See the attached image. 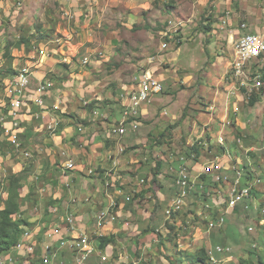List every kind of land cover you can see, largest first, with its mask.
<instances>
[{
    "label": "rangeland",
    "instance_id": "374dc122",
    "mask_svg": "<svg viewBox=\"0 0 264 264\" xmlns=\"http://www.w3.org/2000/svg\"><path fill=\"white\" fill-rule=\"evenodd\" d=\"M17 1L0 0V116L4 113V104L5 107L8 106L4 95V81L11 80L17 70L23 65L29 64L25 63L29 54L33 55L36 61L38 60L39 56L36 54L35 48L41 47L49 35H52L53 42L60 39L62 45L65 42V34L54 32L56 33L54 35L48 31L47 27L53 24L50 28L56 29L60 23L68 22L63 18L62 11L59 10L55 0H19L23 4L20 10L17 8ZM111 1L91 2V8L84 11L82 18L89 21L92 32L99 38L101 44L112 47L101 56V59L105 60V66L100 71L103 87L99 89V93L103 95L112 93L113 99L108 97L110 94L101 100L94 99L87 107L92 104L91 108L97 114L91 112L83 120L73 117L74 125L85 127L89 124L101 123L102 126V123L105 122L102 127L107 132V129L120 117L117 116L115 121L112 117V114L121 109L120 99L117 101L114 98L119 94L117 83L121 81L122 85L132 89L137 86L141 75L150 70L163 84V91L151 97L150 101L145 103V106L143 105L148 110V115L140 119L141 126L136 134L125 135L120 143L124 146L125 152L119 157H123L122 162L123 164L125 162V165L122 164V170L119 173L134 180L136 177H143L146 180L155 176L154 181L152 178L148 183L161 187L160 189L156 188L158 197L153 192L150 199H145V196H142L140 201L134 202L141 210L138 215L140 220L137 222L142 230L150 226L143 230L145 232L150 230L151 226L159 228L156 235L160 234L162 238L168 235L166 222H169V225H174L175 232L172 237L174 243L177 244L176 249L180 253H192L200 248L209 251L216 245L227 246L230 249V254L216 255L217 262L209 264H240L241 261L248 259L249 251L260 252L261 238L264 237V223L263 225L260 223V220L264 219V214L257 211L259 206L264 204V141L261 136L264 132V107L259 103L251 107L247 102L235 101L230 96L228 98L234 84V80L229 74L230 64L234 59V46L233 48L225 47L222 44L224 39L222 40L221 36L225 31L234 28L235 25L239 26L243 22L246 24L244 30H248V25L252 22L243 14L238 13L234 20L232 19V27L229 26L228 16L222 12L223 6L220 5L218 13L215 12L214 6L219 3V0L217 2L211 0L206 5L197 3L196 0H142V4L149 2V8L137 7V11H134V14L138 13L136 17H129L130 9L124 5H111ZM178 7H180V11H176ZM54 10L58 12H53ZM86 15H88L87 18ZM176 18L188 21L186 27L176 37L180 43L171 42L167 50H161L160 32L165 29L168 20ZM72 21L73 19L68 25L72 26ZM209 23L216 25L214 30L217 33L214 36H210L211 31L208 32L209 30L206 29ZM259 23H263V21ZM36 24L39 25L38 29L35 28ZM40 34L43 37L38 39ZM23 38L29 39V42L23 43ZM75 38L74 36L73 39ZM55 45L57 43H54ZM261 64H263L262 70L264 71V59ZM113 73L116 78L112 77ZM214 94H219L215 100H213ZM89 97L94 98L91 95ZM212 105L218 108H213L210 111L209 108ZM226 106H228L232 119H230V126L224 128L225 146L221 147L216 144L217 134L209 136L210 143L207 139H198L197 137L203 134V130L209 127L204 126L205 121L209 120V115H211L209 113H212L215 119L216 115H223ZM56 112L62 123L61 126H65L68 115H63L61 110ZM110 113L111 115L108 117L107 115ZM234 113L235 115H233ZM218 125H222L221 118L212 122V126ZM0 129L2 130L0 131V182L5 183L11 174L23 173L22 186L28 192L32 191L33 193V197L25 205L23 216L28 219L31 226H36L37 220H40V223L45 227L44 223L50 222L48 207L45 210L40 207V211H35L34 207H31V204H36L35 199L38 202L44 197L45 191L41 192V190L50 186V183L48 186L46 185L47 179L41 174L43 172L35 169V164L39 162L37 159L39 153L36 148L35 151L28 149L34 154L31 159H25L23 155L13 153L8 146L7 130L3 126ZM208 129L212 130L211 125ZM171 136L170 141L169 137ZM238 138L242 141V148L235 145L234 140ZM140 139H144L145 143L136 144L135 140ZM97 141L99 140L95 142ZM174 141L176 142L174 143ZM188 141H190L189 145H187ZM155 142L160 143L157 145ZM196 143H199L200 146L199 154L198 156L194 154V158H192L193 153L190 149ZM173 151L178 157L183 155L190 166L194 164V167L199 163H207L215 156L226 160L227 154H230L239 164L244 163L245 166H248L247 160H249L252 167L258 168L259 166L262 184L253 191L254 202L251 209L244 211L242 207L237 208L226 216L223 228L208 231L207 221L214 217L212 216L214 211L211 213L203 210V203L199 200L194 203L189 201L182 211L170 219L164 216L167 221L164 223L162 221L161 227L158 226L159 219L154 221L156 222L155 226L151 225L146 217V212H148L146 205L155 208L164 218L161 211L165 212L164 209L171 202L169 190L161 183L164 184L165 181H168L167 185L172 190L174 189L172 174H166L168 165H165L170 158H173H169V154ZM251 153L254 157H251ZM138 154L142 156H137ZM130 156H132L133 163L128 159ZM145 157L146 160H144ZM247 157L250 158L247 159ZM157 162L162 163L164 167V170H160L163 175L154 173ZM139 164L137 172L134 171ZM153 165L154 167H152ZM172 167L177 169L178 164L173 162ZM42 170L44 171V169ZM191 171L195 172L196 170L191 168ZM229 172L231 171L224 170L226 174ZM86 179L93 182L96 180L95 178ZM55 182L58 183L56 180ZM210 183L208 182V184ZM163 186L165 192L162 191ZM211 186L213 185L206 184L209 190L221 189L223 193L228 190L226 186H220L221 188ZM212 195H214V190ZM4 197L5 194L0 190V204ZM45 199L46 197L42 200ZM211 202L213 203V201ZM130 204L133 205V203ZM46 227L43 229L44 231ZM248 228H251L250 233ZM129 234L133 235L135 232H129ZM39 240H43V238ZM157 240L156 244L163 250L158 253V256L154 255L152 261L154 264H167L165 257L172 259L174 256L172 254L173 245L168 243L166 246L162 245L159 237ZM252 245H256V248ZM134 262L147 263L145 260L141 262L137 258ZM130 264L133 262L131 261Z\"/></svg>",
    "mask_w": 264,
    "mask_h": 264
},
{
    "label": "crops",
    "instance_id": "0c3cea01",
    "mask_svg": "<svg viewBox=\"0 0 264 264\" xmlns=\"http://www.w3.org/2000/svg\"><path fill=\"white\" fill-rule=\"evenodd\" d=\"M55 1L58 3L59 10L62 11L63 18L67 19L66 14L73 15V21L71 22L72 26L68 25L70 22L69 20H67L68 22L60 23L56 29L50 28L53 26V24H50L47 27L49 29L48 31L54 35H56L57 32V34L64 33L65 42L62 45L60 42L54 46L56 42H53L52 35H49L43 45H40L41 48H45L47 51V58L40 59V57H38L36 61V58L34 59V56L29 54L28 60H26L25 63L33 65L30 80L31 91L29 92L30 96L25 100L24 106L21 107L18 112L20 140L24 148L34 149V151L36 148L39 153V157L37 158L39 162L35 164V169L39 172H43L41 174L47 179V186L50 183L48 188H44L45 193H43V196L46 197V199L42 200L43 197L38 202L35 199L36 204L30 203L31 207H34L33 209L35 211H40V207L43 208L42 210L48 207L50 222L48 224L44 223L45 227L47 226L46 228L56 224L61 227L63 224L62 219L66 214H72L74 217V229L67 233L66 229L63 228L62 231L65 237H75L80 233L93 236L96 213L107 207L111 199H113L116 203L113 213L117 214V218L114 222L108 223L101 231L103 237H113V242L108 244L104 250H100L98 247V255L96 254L89 259L87 264H119L121 262L130 264L131 261L133 264H139L138 262H134L135 258L139 261L141 260V262L145 260V262H147L146 264H154L152 261L154 255L158 256V253L163 250L156 244L158 242L156 233L159 228L151 226L150 230L146 232L143 230L150 226H147L143 230L140 228L137 220H140L138 215L141 210H139L134 202L140 201L142 196H145V199H150L153 192H155L156 197H158L159 194L156 188L160 189L161 187L153 186L148 183L153 178H151V176V179L147 178L145 180L143 177H136V180H134L128 176H122V174L119 173V171L122 170V166L125 165V162L124 164L122 162L123 157L119 156L125 152V149L124 146L120 144L121 140L117 142L116 138H107L106 132L102 127L105 122L102 123V126L101 123H96L93 124L94 126L89 124L85 127H79L74 125V120L72 119L73 117H78L83 120L86 115L93 112V108L89 111L87 105L94 101V99L101 100L109 94L108 97L113 99L112 93L107 95L99 93V89L103 87L100 71L105 66V60L101 59V56L108 49L111 50L112 47L101 44L99 38L92 32V26L89 25V21L82 18L84 11L91 8V0ZM141 1L142 0H112L111 5H124L131 11L128 16L136 17L138 13L134 14V11H137V7L143 9L149 8V2L142 4ZM196 1L197 3L199 2L206 5L211 0ZM215 2H217V0H215ZM220 5H222L224 9L220 11L223 13L225 12L228 16L229 26L233 24L232 19L234 20L235 15L238 13L241 15L243 14V16L247 17L252 22L248 25V30H241L239 26L235 25L234 28L225 31L221 36L222 40L224 39V43L222 44L225 47L233 48L234 43L246 33H258L264 38V0H219V3L214 6L216 13H218L221 7ZM172 7L174 6L172 5ZM176 11H180V7H178ZM53 12L57 13L58 11L54 10ZM85 17L87 18L88 15ZM260 21H263V23H259ZM215 27L216 25L212 23L211 29L208 31H211V34H209L210 36H214V34L217 33L216 30H214ZM74 36L76 37L75 39H73ZM218 46L219 45H217V47ZM85 59L87 60L86 63H84ZM112 77L116 78L114 73ZM45 80H49L53 83V89L44 97L45 108L40 109L34 104V95L32 96L31 93L35 91V87L39 82ZM4 82L6 83L7 81L5 80ZM122 83L121 81L117 83V86H119L117 87L119 94L114 97L117 101L120 99L121 93L128 89V86L126 87L122 85ZM89 95L94 98H90ZM218 95L214 94L213 100H215ZM59 98H61L60 100L62 102L61 113L63 115H68V120L65 121V126H61L62 123L60 122L57 134L52 135L47 131L46 125L51 121L52 117L59 119L57 112L55 113L51 110V106L59 101ZM144 106L141 109V118H145L148 115V110H146ZM212 107L218 108L214 105H212ZM121 111L122 107L119 112L112 114L114 121L117 116L121 117ZM209 114H211L209 115V120L205 121L204 126L210 127L211 125L212 130L208 129V127L206 130H203V134H200L197 138L207 139L210 143L211 139L209 136L216 134L220 129L219 125L216 127L212 126V122L218 118L222 119L224 116L218 114L214 119L212 113ZM110 115L111 113L107 116L109 117ZM230 119H232L231 116ZM239 121H241V119H239ZM135 134L136 132L134 135ZM96 140L99 141L95 142ZM144 141V139L135 140V143H145ZM175 142L176 141H174V143ZM189 142L190 141L187 142V145H189ZM119 147L124 149L122 153H119ZM137 156H140V154ZM173 158V160L170 158L168 163L165 164L168 165L166 174L171 173L170 168L173 162L177 163L178 167L182 163L176 154L173 155ZM128 159L133 163L132 156ZM146 159L145 157L144 160ZM67 161L73 162L75 169H65ZM186 164L190 169H199L198 166L194 167V164L190 166L187 161ZM139 166L140 164L135 167L134 171L137 172ZM152 167H154V165ZM42 169H44V171ZM162 169L164 170L163 165L160 170ZM89 170L92 171L91 174H89ZM45 171H47V173H45ZM158 173L160 175L162 174L160 171ZM171 177H173V174ZM86 178H95L96 180L93 182ZM206 179L209 180L208 177H206ZM55 180L58 182L57 184ZM107 180L112 182L116 181L115 185L122 190V194H117L112 187L106 188L105 182ZM142 180L143 182H141ZM161 184L165 185L166 189L169 190V196H171L170 200H172L174 197V189L172 190V188L167 185L168 181ZM81 190L85 191L82 192ZM164 190L165 188L163 186L162 191L165 192ZM28 193L26 188L20 190L22 198ZM126 196L131 197L130 201H126ZM72 199H76V203H73ZM28 203L29 201L24 202L21 208L22 213L25 212L24 208ZM130 203H133V205ZM148 206L147 204L146 211L148 209V212H146V217L148 221H150L151 225L153 224V226H155L156 222L154 221L159 219L158 226L161 227L162 225H160V223L162 221L163 223L167 221L164 217V211H161V214L165 219L161 217L159 211ZM53 208L56 210L55 213H51ZM37 221L35 225L39 226L41 229V234L38 237L43 238V229L45 227L40 223V220ZM129 232H135V234L131 235ZM130 237L134 238L132 239ZM39 241L41 245L47 243V240ZM58 243L57 240L54 246L57 247L59 245ZM6 254H0V257H5ZM9 254L17 257L19 253L11 251ZM99 255H105L108 259L102 262ZM58 259L64 261L65 264H72V256L67 250H61L58 253ZM110 261L113 262L111 263ZM21 262L22 260L19 259L15 264H21Z\"/></svg>",
    "mask_w": 264,
    "mask_h": 264
},
{
    "label": "built area",
    "instance_id": "2783aa9c",
    "mask_svg": "<svg viewBox=\"0 0 264 264\" xmlns=\"http://www.w3.org/2000/svg\"><path fill=\"white\" fill-rule=\"evenodd\" d=\"M24 1V0H23ZM92 2L98 0H91ZM22 3L17 1V8H22ZM67 20L73 19L72 14H66ZM188 21L183 19L168 20L165 29L160 32L161 50H167L169 43H180L176 38L186 27ZM246 28L245 23L239 25V29L244 30ZM56 43H60V39H57ZM34 48V47H33ZM36 54L40 59L47 58L48 53L45 48H35ZM234 59L230 64L229 74L234 80V84L230 90L229 96L238 102L249 103L253 97L257 98V103L264 107V78L262 75L263 64L261 61L264 59V39L258 34L246 33L241 36L234 44ZM87 60H84L86 63ZM33 65H23L17 70L16 75L5 83V97L7 98V112H4L0 116L1 127L7 130V141L10 144L9 148L13 153H19L25 157V159L33 158L32 151L24 148L19 134L20 123L18 121V112L21 107L24 106L26 98L29 96L27 93L30 88V80L32 76ZM53 89V83L49 80L41 81L35 87L34 104L40 109L45 108L44 97ZM163 91V84L155 75L150 71H145L138 80L136 87L132 89L124 90L120 95L121 101V117L113 125H111L106 132L107 138H116L119 142L128 133H135L141 126V109L145 103H148L151 97L160 94ZM61 98L59 101L51 106L52 111L61 110ZM85 104V103H84ZM213 107H210L211 111ZM93 114H97L95 111ZM235 115V113L233 114ZM222 125H219L220 129L216 132V144L224 147L225 139L223 138L224 128L230 126V116L228 106L224 110ZM60 121L56 117H52L51 121L46 125L47 131L54 135L57 134ZM264 141V132L261 135ZM199 139V138H198ZM235 145H241V139L234 140ZM119 153H122L124 149L119 147ZM248 153V152H247ZM175 152L170 153V157H173ZM194 158V154L191 156ZM250 157H247L249 159ZM182 162L177 169L170 168V172L173 174V188L174 197L170 204L165 209V217L170 219L173 214H177L187 205V202L194 203L195 201L203 203V210L209 212H217L215 217H212L210 221H207L208 231L215 228H221L226 220V216L234 211L236 208L242 207L243 209L250 208L251 203L254 202L253 191L262 184V178L260 176L261 171L256 167H252L249 160H247L248 166L245 167L244 163L239 164L237 160L231 157L230 154L225 158L215 156L207 163L196 164L199 167L195 172H192L189 166L186 164V158L179 156ZM65 169L73 170L75 165L73 162L67 161ZM230 170L229 174L224 173V170ZM92 171L89 170V174ZM251 176V179H247V175ZM206 176L209 180H201V176ZM248 175V176H249ZM115 182L107 180L105 182L106 188H114L115 192L119 195L122 194V190L115 185ZM143 182V180L141 181ZM208 182H211L208 184ZM215 184L220 186H226L227 192L221 189L209 190L206 187ZM210 188V187H209ZM214 190V195L212 192ZM42 189L41 192H44ZM212 195V196H211ZM126 201H130L131 197L126 196ZM213 201V203L211 202ZM73 203H76V199H72ZM116 207V203L113 199L109 205L99 210L94 218V232L93 236L86 233H80L75 237H65L62 229L65 228L66 232H70L74 229V217L72 214L67 213L62 219V226L53 225L49 227L43 233V240H47L46 244H39L38 232L41 230L39 227L26 228L22 231L19 242L9 251L17 252V257L11 256L9 253L5 257H0V263L2 264H15L19 259L22 260L21 264H65L64 261L58 259V253L61 250H67L72 256V264H87L89 259L98 253V238L103 237L101 231L108 223H112L116 220L117 214H114L113 210ZM53 208L51 213H55ZM251 230V228H249ZM58 240V246L55 247L54 243ZM217 252H223L219 247L216 248ZM227 251H230L228 248ZM98 255V254H97ZM20 256V257H18ZM102 262H105L107 256L99 255ZM208 256L212 262H215L213 252L208 251Z\"/></svg>",
    "mask_w": 264,
    "mask_h": 264
},
{
    "label": "trees",
    "instance_id": "16d2710c",
    "mask_svg": "<svg viewBox=\"0 0 264 264\" xmlns=\"http://www.w3.org/2000/svg\"><path fill=\"white\" fill-rule=\"evenodd\" d=\"M211 25L212 23H209L208 26H206V29L210 30ZM36 27L38 29L39 25L36 24L35 28ZM42 37L43 35L40 34V36L37 38L41 39ZM28 42H29V39L23 38V43L26 44ZM262 78H264V73L262 75ZM256 102H257V98L253 97L248 104L251 107H253ZM91 105L88 106L89 111H91L92 109ZM4 112H7L6 108L4 109ZM0 127H1V123H0ZM0 131L2 130L0 129ZM169 138L171 141L172 136ZM155 143L159 145L160 142H155ZM8 146H10V144H8ZM199 149H200L199 143H196L191 146L190 150L193 154H195V156H198ZM187 153L189 154V152ZM250 155L251 157H254L252 153ZM161 167H162L161 163L157 162L155 169H154L155 175L160 171ZM22 175L24 176L23 173L11 174L7 177V180H5V183L0 182V190H2L3 193L5 194V197L2 198L1 204H0V254L9 252L18 243L21 237L22 229L26 227H31V224L28 221V219L25 216H23L21 208L24 205L25 201H29L31 199L33 193L32 191H29V193L24 198H22L20 194V190L21 188H23L22 182L24 180V177ZM154 178L155 176L153 177V181H154ZM200 179L202 181L206 180V176L203 175L201 176ZM247 179H250L248 175H247ZM215 187H218V185L215 184ZM251 207H252V203H251L250 208L248 207L244 209V211L250 210ZM257 211L260 213L262 211L261 214L263 215L264 204H262V206L260 205ZM216 215H217V212L212 213V216L215 217ZM168 223L166 222L165 224L166 228L168 229V235L165 238H162L160 234L157 235V237L160 238V242L162 245L166 246V243L173 245L172 254L174 256L172 257V259L165 257L167 264H209V263H212V261L210 260L208 256V249L206 250L205 248H200L199 250H196L192 253L178 252L176 249L177 244L174 243L173 237H172V234H174L175 232V228H174L175 226L169 225ZM225 223H226V220H225ZM225 223L221 228L225 226ZM263 223L261 225H263ZM248 232L250 233L249 228H248ZM113 239H114L113 237L98 238L99 249L104 250L108 244L113 242ZM261 244L262 246L260 247L259 253H257L256 251H249L248 259L241 261L240 264H264V237L261 238ZM217 247L221 248L223 252H217L216 251ZM252 247L256 248V245H252ZM228 248L229 247L227 246L216 245L210 250L213 252V256L215 258L216 255L230 254V251H227ZM215 262H217L216 258H215Z\"/></svg>",
    "mask_w": 264,
    "mask_h": 264
},
{
    "label": "clouds",
    "instance_id": "9594fccd",
    "mask_svg": "<svg viewBox=\"0 0 264 264\" xmlns=\"http://www.w3.org/2000/svg\"><path fill=\"white\" fill-rule=\"evenodd\" d=\"M249 175V174H248ZM249 177H250V179H251V176L249 175ZM261 213H262V211H261ZM264 214V213H263ZM263 221H264V219H262L261 220V224L263 223ZM34 227H39V226H31V227H26V228H34ZM26 228H24V229H26ZM40 228V227H39ZM24 229H22V231L24 230ZM48 228H46V230H47ZM43 233H44V230H43ZM22 234V233H21ZM41 234V230H39V232H38V236ZM21 238V237H20ZM39 237H38V242H39V244H41V242L39 241ZM20 240V239H19ZM19 242V241H18ZM6 253H9V252H6Z\"/></svg>",
    "mask_w": 264,
    "mask_h": 264
}]
</instances>
